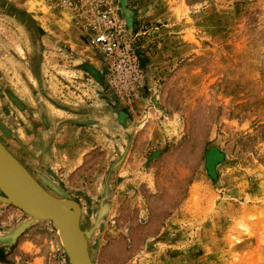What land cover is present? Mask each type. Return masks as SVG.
I'll return each instance as SVG.
<instances>
[{
  "label": "rangeland",
  "instance_id": "1",
  "mask_svg": "<svg viewBox=\"0 0 264 264\" xmlns=\"http://www.w3.org/2000/svg\"><path fill=\"white\" fill-rule=\"evenodd\" d=\"M107 4L118 68L84 37ZM0 142L81 230L107 181L93 264H264V0H0ZM25 219L0 204V235ZM56 236L0 264H68Z\"/></svg>",
  "mask_w": 264,
  "mask_h": 264
},
{
  "label": "water",
  "instance_id": "2",
  "mask_svg": "<svg viewBox=\"0 0 264 264\" xmlns=\"http://www.w3.org/2000/svg\"><path fill=\"white\" fill-rule=\"evenodd\" d=\"M41 181L53 193L40 185L0 142V204L12 206L26 216L24 221L7 232L11 233L10 237H6L10 238L8 243H13L34 222L48 221L53 230H58L63 236V244L57 240L68 264H93L88 239L108 208L107 181L103 183L93 225L86 230L79 227L78 203L45 180ZM0 237L3 238V235Z\"/></svg>",
  "mask_w": 264,
  "mask_h": 264
},
{
  "label": "built area",
  "instance_id": "3",
  "mask_svg": "<svg viewBox=\"0 0 264 264\" xmlns=\"http://www.w3.org/2000/svg\"><path fill=\"white\" fill-rule=\"evenodd\" d=\"M86 42L102 57L119 67L128 53L122 23L107 4L100 9L86 30Z\"/></svg>",
  "mask_w": 264,
  "mask_h": 264
},
{
  "label": "bare ground",
  "instance_id": "4",
  "mask_svg": "<svg viewBox=\"0 0 264 264\" xmlns=\"http://www.w3.org/2000/svg\"><path fill=\"white\" fill-rule=\"evenodd\" d=\"M74 214V212H72ZM56 231V234H57V238L59 240V242L61 244H63V236L60 234V232L58 230H55ZM11 233H7V234H3V238L0 237V241H6V242H9V239L10 238H6V237H10Z\"/></svg>",
  "mask_w": 264,
  "mask_h": 264
},
{
  "label": "trees",
  "instance_id": "5",
  "mask_svg": "<svg viewBox=\"0 0 264 264\" xmlns=\"http://www.w3.org/2000/svg\"><path fill=\"white\" fill-rule=\"evenodd\" d=\"M39 31V30H38ZM39 34H41V32L39 31ZM212 154H208L207 155V157H206V161L208 162V163H210L211 161H212Z\"/></svg>",
  "mask_w": 264,
  "mask_h": 264
},
{
  "label": "flooded vegetation",
  "instance_id": "6",
  "mask_svg": "<svg viewBox=\"0 0 264 264\" xmlns=\"http://www.w3.org/2000/svg\"><path fill=\"white\" fill-rule=\"evenodd\" d=\"M2 144V143H1ZM1 195V194H0Z\"/></svg>",
  "mask_w": 264,
  "mask_h": 264
}]
</instances>
